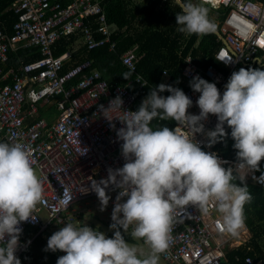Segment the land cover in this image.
Returning <instances> with one entry per match:
<instances>
[{
	"label": "built area",
	"instance_id": "built-area-1",
	"mask_svg": "<svg viewBox=\"0 0 264 264\" xmlns=\"http://www.w3.org/2000/svg\"><path fill=\"white\" fill-rule=\"evenodd\" d=\"M102 1L15 0L11 8L16 16L10 29L0 24V141L20 143L30 151L32 165L43 187V203L37 204L33 212L36 220L30 218L19 225L22 233L29 227H37L28 241L20 239L16 255L21 264H29L23 260V253L37 234L53 222L71 220L73 212L68 209L72 204L96 195L91 190L92 181L106 179L109 168L116 169L125 163L120 149L122 141L116 135L117 129L124 126L119 118L125 111L138 110L145 97L138 101L128 85L108 86L96 69L85 72L91 63L87 58L75 61L62 72L64 62L71 59V49L54 54L57 41L63 37L80 40L86 49L110 41ZM216 8L221 9L218 10L221 36L218 35L222 43L213 53V59L219 65L209 63L201 68L187 56L181 80L172 84L192 99L190 114L200 112L196 104L200 93L193 91L189 83L194 76L216 83L222 95L233 71L246 64H264V0H218ZM94 24L105 34L103 37L93 36L91 26ZM30 45L39 47L40 58L16 69L4 68L10 51ZM114 45L115 42L110 41L108 48L113 49ZM216 58L232 60L225 63ZM122 61L137 73L135 82L141 88L148 84L138 71L136 53L125 52ZM165 71H162L163 76H167ZM77 76L79 79L68 85ZM164 80L161 83L167 84ZM54 95L61 97L55 104L57 115L39 116V104H50L49 98ZM159 95L166 97L170 93L164 91ZM116 97L122 99V109L115 106L116 101L109 107ZM216 123L217 117L212 114L203 121L206 131L214 129ZM176 125L177 122L169 128L174 129ZM224 127L225 131L230 129L226 123ZM195 139L201 142L203 150L212 147L207 145L204 134L197 133ZM219 157L224 163L230 162ZM252 175L247 176L252 178ZM82 187L88 191L81 192ZM119 191L111 184L106 189L111 212ZM124 200L125 197L121 202ZM42 209L47 212L45 220L40 214ZM186 211L175 217L169 248L160 254L166 264H230L228 252L249 239L246 224L236 237L221 234L218 231L220 214L214 205H210L207 214L193 205L187 206ZM244 262L253 264L250 256H246Z\"/></svg>",
	"mask_w": 264,
	"mask_h": 264
},
{
	"label": "clouds",
	"instance_id": "clouds-1",
	"mask_svg": "<svg viewBox=\"0 0 264 264\" xmlns=\"http://www.w3.org/2000/svg\"><path fill=\"white\" fill-rule=\"evenodd\" d=\"M217 2L175 0L180 9L176 12L177 31L186 36L214 33L216 25L208 14ZM123 77L127 80L128 74ZM189 83L200 93L198 115L188 113L193 101L182 89L160 83L150 89L138 110L125 111L119 118L124 126L116 135L122 141L125 163L109 168L106 179L91 183L101 210L110 199L109 185L120 190L111 214L113 235L108 237L88 225L64 224L48 238L45 249L65 253L56 264H159L160 254L169 248L175 217L187 213L189 205L202 214L214 205L220 214L221 234L236 237L245 227L244 207L252 200L247 175L252 173L254 182L264 184V70L241 67L233 71L222 95L216 83L198 75ZM164 91L170 95H159ZM114 101L122 109L120 97L110 101L109 107ZM210 114L217 117V123L206 131L203 121ZM154 120H174L177 125L154 129ZM225 123L237 150L235 169L225 168L215 152L204 151L195 139L197 133L204 134L211 147L227 135ZM256 172L260 175H254ZM87 191L82 187L81 192ZM124 197L127 199L121 202ZM39 203H43V187L30 151L20 143L0 141V264H21L16 255L22 233L19 225L30 218L36 220L33 212ZM125 233L142 239L149 251L130 245Z\"/></svg>",
	"mask_w": 264,
	"mask_h": 264
},
{
	"label": "trees",
	"instance_id": "trees-1",
	"mask_svg": "<svg viewBox=\"0 0 264 264\" xmlns=\"http://www.w3.org/2000/svg\"><path fill=\"white\" fill-rule=\"evenodd\" d=\"M14 1L0 0V24L8 30L16 16L11 8ZM61 1L65 3L69 0ZM192 2L199 3V0L196 2L192 0ZM102 3L106 23L109 27L108 35L110 41L115 42L114 48H108L110 42L108 41L86 49L85 44H82L80 40H75L74 37L70 39L63 37L57 41L54 48L55 55L66 51V49H71V59L64 62L62 72L75 61L84 58L90 59V66L85 72H89L91 69L98 70L101 78L110 87L128 85L140 101L149 94L150 89L155 88L164 79H166L167 85L179 82L187 56H191L201 68H205L209 63L219 65L213 59V53L222 43V39L217 33L220 28V21L217 18L218 10L221 9H213L216 15H212L210 11L208 14L216 25L214 33L203 36L196 34L186 36L177 31L176 12H179L180 9L176 6L175 0H147L145 5H140L136 0H103ZM95 25L91 26L93 36L95 38L103 37L105 34L95 28ZM125 52H134L138 55V71L147 80L146 86L141 88L135 82L137 73L123 64L122 55ZM40 57L38 46H20L14 51H10L9 60L4 68L13 67L16 69L19 65ZM242 67L246 69L259 68L257 64H246ZM165 69L167 76L162 75V71ZM124 74H128L127 80L123 77ZM78 79L79 76L75 77L68 85ZM59 99H61L59 95L52 96L49 98L50 105L54 104L55 107ZM42 105H39V116L46 114ZM174 123H176L174 120H154L152 126L154 129L161 125L171 127ZM226 133L227 135L222 140L212 145L209 150L204 151L211 152L212 150L218 156L229 159L230 162H225L224 167L233 168L234 163H238L237 150L233 147L234 140L231 138V129ZM261 167L264 169V160L261 161ZM256 174L260 175L259 172ZM236 182L239 183L238 180ZM246 182L252 195L251 202L244 207L245 224L250 231V236L244 244L228 252L230 264H246L244 262L246 256L252 258L253 264L264 263V185L254 182L251 177H247ZM126 199L127 197H125ZM28 229L30 235L25 238L26 232L24 231L23 242L30 239L37 227L32 226ZM125 239L133 240L128 233H125ZM46 246L47 240L41 233L37 234L32 242L25 247L23 260L28 261L29 264H56L58 259L56 252L46 251Z\"/></svg>",
	"mask_w": 264,
	"mask_h": 264
},
{
	"label": "rangeland",
	"instance_id": "rangeland-1",
	"mask_svg": "<svg viewBox=\"0 0 264 264\" xmlns=\"http://www.w3.org/2000/svg\"><path fill=\"white\" fill-rule=\"evenodd\" d=\"M136 1H137V3L140 2V5L141 4L145 5L147 2V0H136ZM195 2H196V0H195ZM213 9H216V7L210 9V12L212 15H216V12L213 11ZM217 18L219 19V15ZM261 69L264 70V65ZM46 105L43 104L41 107H43L47 111H50L48 113L52 114L53 116H56L57 111L54 107V104H51V105L48 104L47 106ZM35 171L37 174L36 169H35ZM80 209H82V211H80ZM68 211L75 213L73 215V218L71 220H67V221H64L62 223L50 224L49 228L47 230L45 229L44 231L41 232V234L43 235V238L45 240L48 241V238L53 234V232L59 230L66 223H72L74 226H78V227L88 225V226L94 228V230L102 231L106 234V236L112 237L114 230L110 228V225L112 224L111 205L108 204L106 206V208L101 210V203H100L97 195L88 196V197H85L83 199L76 201L75 203L72 204V206L68 209ZM40 214H41L42 219L45 220L47 217V212L44 209H42ZM28 230L29 229L25 230V232H26L25 238H26V236L30 235V232ZM23 234H24V232L21 233V235H20V239L22 241H23V239H22ZM127 242L132 246H136L138 249L144 251L145 253H147L149 251L147 245L144 244L142 239L141 240L133 239L132 241L127 240ZM64 254L65 253L62 251H59V250L56 251V255L58 257H60ZM159 264H166V262L162 259L161 256L159 259ZM259 264H264V263L259 262Z\"/></svg>",
	"mask_w": 264,
	"mask_h": 264
},
{
	"label": "crops",
	"instance_id": "crops-1",
	"mask_svg": "<svg viewBox=\"0 0 264 264\" xmlns=\"http://www.w3.org/2000/svg\"><path fill=\"white\" fill-rule=\"evenodd\" d=\"M139 3H140V2H139ZM263 65H264V64H263ZM263 65H258V66H259V68L261 69V68L263 67ZM163 81H165V80H163ZM45 112H46V114L43 115L44 117L53 116L52 114L48 113V112H50V111L45 110ZM49 118H50V117H49Z\"/></svg>",
	"mask_w": 264,
	"mask_h": 264
},
{
	"label": "water",
	"instance_id": "water-1",
	"mask_svg": "<svg viewBox=\"0 0 264 264\" xmlns=\"http://www.w3.org/2000/svg\"><path fill=\"white\" fill-rule=\"evenodd\" d=\"M217 33L219 34V32L217 31ZM220 35V34H219ZM221 36V35H220Z\"/></svg>",
	"mask_w": 264,
	"mask_h": 264
}]
</instances>
